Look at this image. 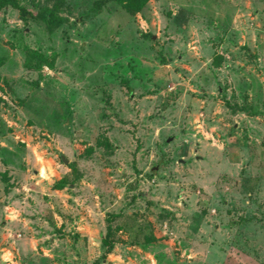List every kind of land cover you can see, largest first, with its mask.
<instances>
[{"label":"rangeland","instance_id":"374dc122","mask_svg":"<svg viewBox=\"0 0 264 264\" xmlns=\"http://www.w3.org/2000/svg\"><path fill=\"white\" fill-rule=\"evenodd\" d=\"M18 1L61 26L0 11V264H264V0Z\"/></svg>","mask_w":264,"mask_h":264},{"label":"trees","instance_id":"16d2710c","mask_svg":"<svg viewBox=\"0 0 264 264\" xmlns=\"http://www.w3.org/2000/svg\"><path fill=\"white\" fill-rule=\"evenodd\" d=\"M117 2L125 9L130 11L131 13L138 14L140 13L148 4L149 0H117ZM32 6V5H31ZM7 8H13L20 10V14L24 19L30 18L33 21H39L42 20L48 24L50 29L58 28L61 26V18H58L57 16V5L55 7H49L48 5H42V4H36L35 8H33L35 11H30L28 9H25L19 4L18 0H0V11L7 9ZM40 56V65L36 67V69H40L41 65H47L50 69H54L55 61L47 59L44 55L39 54ZM219 61H215V65L219 67L222 62V58H219ZM0 67H1V61H0ZM1 82V78H0ZM233 113L237 112H244L243 107H237L233 108ZM75 168L73 170V174L75 176ZM79 179V177H74V180H71L69 176H64L61 180L56 182L52 188L55 191H63L66 190L68 187L74 184V181ZM120 214L115 213H108L106 217V233L103 236L101 240V246L106 249L105 254H110L111 250L114 248L115 245V230L113 229L114 222L119 217ZM144 235L145 243L150 244L155 241L154 236L150 235L147 236ZM149 237V238H148Z\"/></svg>","mask_w":264,"mask_h":264},{"label":"crops","instance_id":"0c3cea01","mask_svg":"<svg viewBox=\"0 0 264 264\" xmlns=\"http://www.w3.org/2000/svg\"><path fill=\"white\" fill-rule=\"evenodd\" d=\"M246 118H250V119H248V120H246V121H252L253 122V118H256V119H260V117H258V115H247L246 113H242ZM256 116V117H255ZM256 129H257V131L259 132V130H261L262 131V133H264V126L262 125V126H259V124H257V127H256ZM160 134V130H159V128H158V135ZM111 136V135H110ZM109 136V137H110ZM180 137H178V138H175L174 140H176V139H179ZM172 138H170L169 140H171ZM183 139H184V141H185V138L183 137ZM112 141V143H114L113 142V140H111ZM186 143H188L187 141H185ZM194 151H195V153L198 151V150H196V149H194ZM222 155V154H221ZM262 155H264V154H262L261 153V155H259V161L261 162L262 161ZM194 157H198V156H195L194 155ZM222 157H223V155H222ZM218 158H221V157H218ZM222 159V158H221ZM223 159L224 160H226V158H225V156L223 157ZM173 215V214H172ZM105 235V234H104ZM102 240V239H101ZM114 247H115V245H114ZM113 250H114V248L111 250V252H113ZM111 254V253H110Z\"/></svg>","mask_w":264,"mask_h":264},{"label":"water","instance_id":"95a60500","mask_svg":"<svg viewBox=\"0 0 264 264\" xmlns=\"http://www.w3.org/2000/svg\"><path fill=\"white\" fill-rule=\"evenodd\" d=\"M64 162H65V163H68V160L64 159ZM109 264H111V263H109Z\"/></svg>","mask_w":264,"mask_h":264}]
</instances>
